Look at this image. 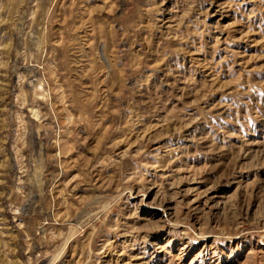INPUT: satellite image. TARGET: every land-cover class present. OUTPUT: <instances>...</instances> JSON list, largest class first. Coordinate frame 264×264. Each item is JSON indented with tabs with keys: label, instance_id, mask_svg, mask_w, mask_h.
Instances as JSON below:
<instances>
[{
	"label": "rangeland",
	"instance_id": "1",
	"mask_svg": "<svg viewBox=\"0 0 264 264\" xmlns=\"http://www.w3.org/2000/svg\"><path fill=\"white\" fill-rule=\"evenodd\" d=\"M0 264H264V0H0Z\"/></svg>",
	"mask_w": 264,
	"mask_h": 264
}]
</instances>
